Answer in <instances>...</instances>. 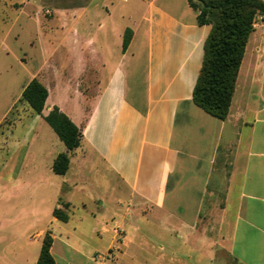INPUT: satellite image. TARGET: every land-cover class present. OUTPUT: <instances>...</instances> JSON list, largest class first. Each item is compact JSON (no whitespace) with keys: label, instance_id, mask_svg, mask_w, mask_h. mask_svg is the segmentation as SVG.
Listing matches in <instances>:
<instances>
[{"label":"crops","instance_id":"0c3cea01","mask_svg":"<svg viewBox=\"0 0 264 264\" xmlns=\"http://www.w3.org/2000/svg\"><path fill=\"white\" fill-rule=\"evenodd\" d=\"M210 31L188 0H0V208L16 225L0 264H36L46 232L55 264H217L224 247L264 264V25L225 120L193 101ZM34 79L42 115L22 100ZM55 107L82 131L73 151L44 120Z\"/></svg>","mask_w":264,"mask_h":264},{"label":"trees","instance_id":"16d2710c","mask_svg":"<svg viewBox=\"0 0 264 264\" xmlns=\"http://www.w3.org/2000/svg\"><path fill=\"white\" fill-rule=\"evenodd\" d=\"M198 11L199 24H210L211 31L205 42L204 57L194 91L193 101L204 111L217 119L225 120L235 91L236 81L243 60L249 35L259 18L264 25L263 0H188ZM132 32L127 30L123 39L126 51ZM48 97L47 89L37 80H32L22 93V100L42 115ZM44 120L67 151L79 147L82 131L57 107ZM69 167V156L61 153L55 159L52 169L57 175H64ZM54 217L66 222L68 216L60 209H54ZM52 236L46 232L36 264H55L51 255Z\"/></svg>","mask_w":264,"mask_h":264},{"label":"rangeland","instance_id":"374dc122","mask_svg":"<svg viewBox=\"0 0 264 264\" xmlns=\"http://www.w3.org/2000/svg\"><path fill=\"white\" fill-rule=\"evenodd\" d=\"M44 14L46 16H49V12L45 11ZM13 120L11 118H8L6 123L8 124V127L12 124ZM30 164V162H29ZM26 168H30V166L27 164ZM32 208V200L31 198H25V209H24V216L22 219V229L24 234V242L26 244V241L30 239L32 234L36 231V229L39 227V225L36 223L34 218L32 217L33 213ZM8 218L10 216H7ZM3 211L0 208V233L4 234L5 232L8 234V236H11V229H14L16 227L15 223L3 224ZM20 223L18 224V228H20ZM11 238H9L10 240ZM217 264H237L235 261H233L227 253L226 247L222 248L219 251V256L217 257Z\"/></svg>","mask_w":264,"mask_h":264}]
</instances>
